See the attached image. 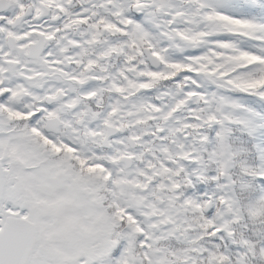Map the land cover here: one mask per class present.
Instances as JSON below:
<instances>
[{
  "label": "snow or ice",
  "instance_id": "1",
  "mask_svg": "<svg viewBox=\"0 0 264 264\" xmlns=\"http://www.w3.org/2000/svg\"><path fill=\"white\" fill-rule=\"evenodd\" d=\"M0 264H264V0H0Z\"/></svg>",
  "mask_w": 264,
  "mask_h": 264
}]
</instances>
